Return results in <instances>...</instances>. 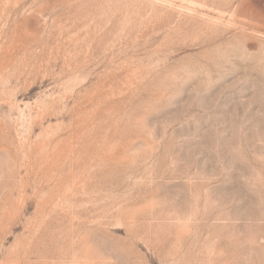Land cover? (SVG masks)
Instances as JSON below:
<instances>
[{"label": "rangeland", "instance_id": "obj_1", "mask_svg": "<svg viewBox=\"0 0 264 264\" xmlns=\"http://www.w3.org/2000/svg\"><path fill=\"white\" fill-rule=\"evenodd\" d=\"M0 264H264V0H0Z\"/></svg>", "mask_w": 264, "mask_h": 264}]
</instances>
